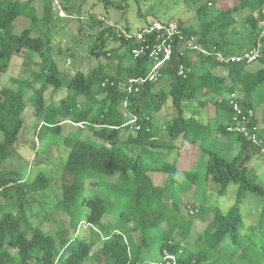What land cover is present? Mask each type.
Returning <instances> with one entry per match:
<instances>
[{
	"label": "trees",
	"instance_id": "16d2710c",
	"mask_svg": "<svg viewBox=\"0 0 264 264\" xmlns=\"http://www.w3.org/2000/svg\"><path fill=\"white\" fill-rule=\"evenodd\" d=\"M36 1L20 4L0 0V74L9 72L13 59L22 53L35 55L40 70L26 80H17L16 89H0V264H167L166 253L176 256L175 264H215L218 255L229 248H233V256L245 259L253 247L260 248L264 255V187L248 176L249 163L262 153L261 147L227 130L234 115L227 103L231 104V95L236 94V101L244 109L257 112L254 92L264 84V0H227V6L225 0H209L197 9L198 27L160 21L177 22L183 36L194 37L204 51H195L189 57L182 55L175 43L173 57L165 66L171 63L164 66L154 83L146 79L151 60L146 55L134 58L131 53L136 43L119 35L118 29L126 27L106 24L95 16L84 22L79 19L76 38L79 42L93 40L90 54L105 63L64 77L50 53V40L32 35L28 29L16 32L15 23L23 9ZM51 15L52 9L44 5L43 18ZM255 48L260 51L256 62L262 68L254 74L248 71L253 63L216 60V53L237 57ZM124 58L129 60L128 66L123 64ZM115 60L117 71L112 74ZM181 66L189 69L186 76L180 75ZM220 67L225 76L214 73ZM140 80L144 82L134 83ZM131 82L137 92L126 88ZM64 89L67 95L48 105L46 93ZM202 89L203 96L215 106L216 119H227L218 123L217 136L228 144L233 139L239 143L229 160L213 150L204 152L205 179L220 195L232 184L239 190L235 205L225 214L209 213L201 220L199 208L185 206L183 210L190 217L186 222L180 207L174 204L169 212L162 201L165 187L178 183L181 174L190 184L189 195L193 188L196 190L198 175L179 162L183 153H188L189 143L199 139V130H203L190 116ZM82 102L90 104L82 106ZM168 109L174 114L161 137L154 117ZM26 113L40 120L24 130ZM255 115L253 124L264 125V108L260 118ZM125 127L132 133L121 140L119 132ZM260 130L258 138L264 147V132ZM85 131L92 135L82 137ZM46 133L62 137L67 153L57 203L67 216V225L65 220L52 232H46L43 222H52V218L42 220L33 206L37 196L50 190L51 178L40 173L28 182L21 168L3 167L8 161L14 162L13 157L22 149L29 148L30 157L37 154V140ZM177 141L182 147L176 146ZM145 157L162 160V165L146 166ZM92 191L90 196L88 192ZM247 195L263 202L256 224L249 228L241 212ZM163 225L166 230L156 250L152 231ZM250 230L252 235L243 236L242 232Z\"/></svg>",
	"mask_w": 264,
	"mask_h": 264
},
{
	"label": "rangeland",
	"instance_id": "374dc122",
	"mask_svg": "<svg viewBox=\"0 0 264 264\" xmlns=\"http://www.w3.org/2000/svg\"><path fill=\"white\" fill-rule=\"evenodd\" d=\"M6 1L9 2L11 0H3V2ZM12 1L24 4L27 0ZM208 1L209 0H38L34 5H30L23 9L22 16L15 23V28L16 32L28 29L31 30L32 35L41 36L43 40H50L51 55L63 71V76L70 77L79 70L88 72L90 67L105 63V60H98L90 54L93 40L83 39V41L79 42L80 40L76 38L79 19H82L84 22L91 16H95L100 20H104L106 24L116 25L119 28L127 26L131 30H136L140 26L154 21H181L186 26L198 27L199 19L196 15L197 9L206 5ZM107 2H110V4ZM228 4L229 2L225 0L224 5L227 6ZM44 5L52 9V15L47 19H50L49 21L43 18ZM213 6H215L216 9L220 8L219 5L214 4ZM262 41L264 45V35ZM36 61V56L32 54L22 53L16 56L12 61L9 72L0 74V89L5 86L16 89L18 87V81L28 79L33 72H39L40 70ZM117 64V60L111 63L112 74L117 71ZM123 64L128 66L129 60L124 58ZM261 68L262 66L258 62H255L249 66L248 71L254 74ZM240 92L241 90H238L237 94L241 95ZM30 94L31 93L27 91V95ZM66 95V89L59 93H54L52 90H49L46 93V101L48 105L54 104ZM198 97L201 101L202 99H208L202 97L201 91H199ZM253 102L256 104L255 107H257V109L264 106V84L259 87L258 91L254 92ZM87 104L90 103H81L82 106ZM163 114L164 116L160 115L155 117V121L161 125V127L166 126V120L169 115L168 111H164ZM27 115V113L24 114L26 119L24 130L35 127L40 120L38 117H28ZM190 116L200 123L203 130H199L198 134L200 138L195 141L196 143L194 141L189 143L188 149L190 152L183 153L184 157L180 158L179 165L188 167L191 172L198 175L199 180L196 185V190L193 188L192 195H189L190 184L186 180V175L181 174L178 183L168 184V186L165 187V193L163 194L164 199L162 201L165 203L169 212L174 204L180 207V215L186 222H189L190 217L183 210L185 206L195 205V207L199 208L201 210L200 216L203 217L201 220L207 218L209 213L213 214V216L219 213L225 214L235 205L239 190L237 185L232 184L228 187L224 195H220L217 187L207 182L205 179L207 167L205 163L206 155L204 152L206 150H213L220 153L223 158L229 160L234 156L233 153L235 154L236 147L239 145L234 139L231 140V144L220 142L219 137L216 136L218 123H226L227 119L219 117L218 119L206 122L208 116L203 114V109L199 102L192 104ZM125 119L127 118L125 117ZM124 129L120 130L119 135L126 137L131 130H128L127 127ZM65 131L67 132L68 129H65ZM91 135V132L85 131L82 137L87 138ZM97 142L100 143V141ZM37 145V154L31 155L30 157L29 148L27 150L22 149L18 156L15 155L16 157H13L16 162L8 161L3 167L6 169L21 168L23 178L24 180H29L28 182L33 181L40 173H45L51 178L50 190L41 194V196H37L33 206L35 211H39L42 220L46 216L52 218V222L43 220L46 232H52L63 226L67 218L65 212L59 207L57 208V203L61 198L60 182L62 166L64 165L63 162L67 157V153L63 138L52 133H46L45 136L38 138ZM124 150L127 151V148H124ZM145 158L144 163L146 166L162 165V160H157L159 161L157 163L156 160L149 159L148 157ZM249 168V179L264 187V154L256 155L249 163ZM88 193L90 196L94 194L93 191ZM194 194L195 196L193 197ZM262 203V200L255 195L246 196L241 207L246 228L256 224ZM110 218L111 217H109L108 220H110ZM65 224L67 225V220ZM164 230H166V227L163 225L162 229L155 228L152 231L154 233L152 235V244L156 250L159 249L161 244L160 238L163 233H165ZM242 234L243 236L252 235V231H244ZM232 249L229 248L218 255L219 257L215 264H264V255L260 248L253 247L247 252L250 254L245 259L233 256Z\"/></svg>",
	"mask_w": 264,
	"mask_h": 264
},
{
	"label": "built area",
	"instance_id": "2783aa9c",
	"mask_svg": "<svg viewBox=\"0 0 264 264\" xmlns=\"http://www.w3.org/2000/svg\"><path fill=\"white\" fill-rule=\"evenodd\" d=\"M119 35H122L127 40H133L136 46L132 49V56L139 58L141 56H148L151 60V68L147 80L157 82L161 76V70L165 64L169 62L173 56V47L177 43V47L182 55H194L195 51H204L194 37L188 38L183 36L180 26L177 22L163 23L160 21L153 22L136 30L127 31L126 29H118ZM216 60L221 63L228 62H247L248 65L256 62L260 58L259 49H252L243 56L226 57L222 53H216ZM185 66L180 67V75L186 76ZM144 81L140 80L135 83L140 84ZM134 84V83H133ZM133 84L128 87V91H138L134 89ZM236 94L231 95V106L233 109V117L228 126V132L243 136L251 141L254 145L261 147L264 153V147L258 138L259 126L253 124L255 112L251 109H244L237 101ZM139 128V127H138ZM137 128V129H138ZM167 264H175L176 256L166 253Z\"/></svg>",
	"mask_w": 264,
	"mask_h": 264
},
{
	"label": "crops",
	"instance_id": "0c3cea01",
	"mask_svg": "<svg viewBox=\"0 0 264 264\" xmlns=\"http://www.w3.org/2000/svg\"><path fill=\"white\" fill-rule=\"evenodd\" d=\"M214 73L215 74H217V75H219V76H225L226 75V73H225V70H223V68H218V69H216V70H214ZM197 84H198V82H197ZM199 91H201V95H202V97H204L203 96V94H204V92H205V90H199ZM237 93H238V91H237ZM241 93V92H240ZM241 95H242V93H241ZM241 95H239V96H241ZM205 98H208V99H206V100H203L202 99V101L200 100V99H198V100H200L199 102H200V104L203 106V107H201L202 109H203V114H205V115H207V116H209V117H207V119H206V122H209V121H212L213 119H216V117H217V111H216V109H215V106L211 103V99L209 98V97H204V99ZM205 105V106H204ZM211 107V108H210ZM263 108H264V106H261L260 108H258L257 109V116H259V118L262 116V114H263ZM209 109V110H208ZM165 111H168V118H167V120H166V126L165 127H161V125H159L156 121H155V117L156 116H160V115H163L164 116V114H163V112H161V113H159V114H157L155 117H154V123H155V125H156V127H157V129L161 132V137H162V135H164V131L166 130V128H167V125H168V123H169V120H171L172 118H173V110L172 109H168V110H165ZM261 126V130H260V132H264V125H260ZM124 129V128H123ZM128 130H129V128H127ZM131 130V129H130ZM132 133V131H130L129 132V134L125 137V136H120V138H121V140H126V138H128V136L130 135ZM216 136H217V133H216ZM219 139H220V142H225L226 144H228V141L224 138H220L219 137ZM176 146L178 147V148H180V147H182V142L181 141H177L176 142ZM177 151L178 150H175V152L173 153V156H175L176 154H177ZM190 151H188V153H189Z\"/></svg>",
	"mask_w": 264,
	"mask_h": 264
},
{
	"label": "bare ground",
	"instance_id": "6f19581e",
	"mask_svg": "<svg viewBox=\"0 0 264 264\" xmlns=\"http://www.w3.org/2000/svg\"><path fill=\"white\" fill-rule=\"evenodd\" d=\"M112 27V26H111ZM123 27H125V26H123ZM141 27V26H140ZM125 29H128L127 28V26H126V28ZM129 31H130V29H128ZM135 30V29H134ZM132 31V30H131ZM118 34V33H117ZM131 49V48H130ZM131 53V52H130ZM131 55H132V53H131ZM142 57V56H141ZM140 57V58H141ZM144 57V56H143ZM146 57V56H145ZM173 57V56H172ZM149 58V57H148ZM133 59V58H132ZM137 59V58H136ZM139 59V58H138ZM148 63H149V61H148ZM171 63V62H170ZM170 63H168V64H170ZM168 64L166 65V66H168ZM150 66V65H149ZM165 66V67H166ZM163 70H164V68H163ZM147 73H148V71H147ZM187 73H188V71H187ZM162 74V73H161ZM168 78V77H167ZM109 79V78H108ZM141 79V78H140ZM147 79V78H146ZM160 79V78H159ZM126 80V79H125ZM143 80V79H142ZM111 81V80H110ZM168 81V80H167ZM112 82V81H111ZM150 82V81H149ZM132 83V82H131ZM135 83V82H134ZM154 83V82H153ZM124 84V83H123ZM129 84V83H128ZM133 84V83H132ZM145 84V83H144ZM126 85V84H125ZM124 85V86H125ZM135 85V84H134ZM139 85V84H138ZM104 86H105V84H104ZM127 86V85H126ZM129 87V85L126 87V88H128ZM134 87V86H133ZM135 87H137V86H135ZM140 87V86H139ZM125 88V89H126ZM134 89H136V88H134ZM141 89V88H140ZM127 92V91H126ZM136 92V91H135ZM135 92H133L134 94H135ZM140 92V91H139ZM138 92V93H139ZM131 94V93H130ZM228 98V97H227ZM237 99V98H236ZM227 100V99H226ZM231 100V99H230ZM231 102V101H230ZM237 102H238V100H237ZM239 102H241V101H239ZM229 105H231L229 102H227ZM254 103V102H253ZM240 104V103H239ZM242 104V103H241ZM254 105H256V104H254ZM242 106H243V104H242ZM231 107V106H230ZM211 108V107H210ZM232 108V107H231ZM251 108V107H250ZM246 109V108H245ZM253 109V108H252ZM255 109V108H254ZM257 109V108H256ZM209 110V109H208ZM232 111V113H233V110H231ZM254 112H255V110H253ZM255 113H257V112H255ZM231 116V115H230ZM233 116V115H232ZM256 116V115H255ZM209 117V116H208ZM210 118V117H209ZM128 120V119H127ZM231 120V119H230ZM131 121V120H130ZM128 122V121H127ZM228 125V124H227ZM258 126V125H257ZM226 128V127H225ZM224 128V129H225ZM125 130V129H124ZM132 130V129H131ZM226 130V129H225ZM231 134V133H230ZM131 136V135H130ZM238 137H240V136H238ZM239 140V139H238ZM247 140V139H246ZM239 141H241V140H239ZM252 143V142H251ZM254 145V144H253ZM262 145V147H263V144H261ZM258 148H260V147H258ZM262 154V153H261ZM194 213V212H193ZM192 213V214H193Z\"/></svg>",
	"mask_w": 264,
	"mask_h": 264
}]
</instances>
